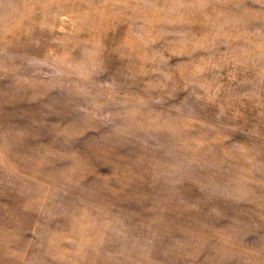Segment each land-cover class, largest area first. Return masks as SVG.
Segmentation results:
<instances>
[{
    "label": "rangeland",
    "instance_id": "374dc122",
    "mask_svg": "<svg viewBox=\"0 0 264 264\" xmlns=\"http://www.w3.org/2000/svg\"><path fill=\"white\" fill-rule=\"evenodd\" d=\"M0 264H264V0H0Z\"/></svg>",
    "mask_w": 264,
    "mask_h": 264
}]
</instances>
